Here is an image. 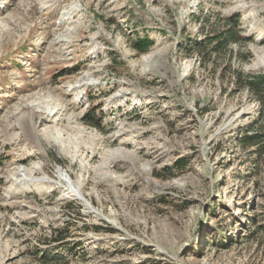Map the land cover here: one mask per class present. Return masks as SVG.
Returning <instances> with one entry per match:
<instances>
[{"label": "rangeland", "instance_id": "obj_1", "mask_svg": "<svg viewBox=\"0 0 264 264\" xmlns=\"http://www.w3.org/2000/svg\"><path fill=\"white\" fill-rule=\"evenodd\" d=\"M233 13L231 55L190 43ZM233 68L264 72V0H0V264H264Z\"/></svg>", "mask_w": 264, "mask_h": 264}, {"label": "trees", "instance_id": "obj_2", "mask_svg": "<svg viewBox=\"0 0 264 264\" xmlns=\"http://www.w3.org/2000/svg\"><path fill=\"white\" fill-rule=\"evenodd\" d=\"M239 14L233 13L228 16H223L221 22H219L218 27L213 29L202 43H194L196 45L210 44V51H218L219 49H224L231 55L230 44L239 42L242 39L239 29ZM151 40L147 37H137L132 40V47L137 52L144 51L150 45ZM204 46L201 45L199 52L203 50ZM206 53V50L205 52ZM203 53V54H204ZM246 58L245 54H239V59L244 60ZM232 83L236 89H244L258 104V116L256 120V127L258 130L251 133L243 132L240 135L239 141L245 144L255 145L254 152L259 155L264 148V72H244L240 68H233L231 74ZM92 116H88V122L90 124H95L93 122ZM97 127V126H96ZM58 163V162H56Z\"/></svg>", "mask_w": 264, "mask_h": 264}, {"label": "bare ground", "instance_id": "obj_3", "mask_svg": "<svg viewBox=\"0 0 264 264\" xmlns=\"http://www.w3.org/2000/svg\"><path fill=\"white\" fill-rule=\"evenodd\" d=\"M75 8H69L68 10H67V12H64V15H67V16H70L71 14H74V12H75ZM63 18H64V16H63ZM68 18V17H67ZM65 19V18H64ZM85 80V82H88V78H83V79H79L78 81V83H77V86L76 87H78L79 85H82L83 83V81ZM76 87H74V88H76ZM27 115V114H26ZM22 122H25V123H27V125H28V127L30 126V124H31V119H27V118H22ZM30 128V127H29ZM20 171V169H16V172H17V174H19L18 172ZM18 183L20 184V183H22V181H23V178H21V179H19L18 178ZM73 191H74V194H77L79 197H81V195L82 194H80V191L78 190V187H76V185L74 184L73 185V189H72ZM83 196V195H82ZM94 212V211H93ZM94 213H96V212H94ZM97 214V213H96Z\"/></svg>", "mask_w": 264, "mask_h": 264}]
</instances>
